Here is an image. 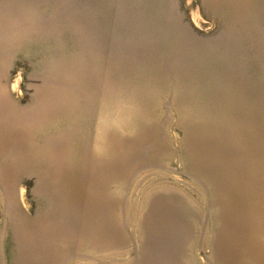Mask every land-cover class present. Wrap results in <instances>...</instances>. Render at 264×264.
I'll return each instance as SVG.
<instances>
[{"label":"rangeland","instance_id":"1","mask_svg":"<svg viewBox=\"0 0 264 264\" xmlns=\"http://www.w3.org/2000/svg\"><path fill=\"white\" fill-rule=\"evenodd\" d=\"M234 166L264 171V0H0V264H264Z\"/></svg>","mask_w":264,"mask_h":264},{"label":"bare ground","instance_id":"2","mask_svg":"<svg viewBox=\"0 0 264 264\" xmlns=\"http://www.w3.org/2000/svg\"><path fill=\"white\" fill-rule=\"evenodd\" d=\"M216 178L219 179L218 176ZM221 179L224 181L222 184L227 189V193L217 196L216 199L220 207L225 209H221L222 213L226 212L224 218L226 217L228 223L225 227L228 248L235 250L237 247L239 248V245L241 248L242 243V249L245 248L246 255L250 257L249 253L253 249L249 241L254 228L263 227L264 232V216L259 202L252 194L255 184L264 181V171L261 168L255 170L250 167L243 169L234 166L231 174L227 176L221 174L219 180ZM245 249L242 251L245 252Z\"/></svg>","mask_w":264,"mask_h":264}]
</instances>
